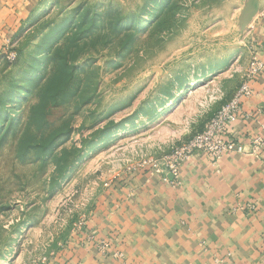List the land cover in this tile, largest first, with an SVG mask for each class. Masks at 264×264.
<instances>
[{"label":"rangeland","instance_id":"rangeland-1","mask_svg":"<svg viewBox=\"0 0 264 264\" xmlns=\"http://www.w3.org/2000/svg\"><path fill=\"white\" fill-rule=\"evenodd\" d=\"M262 20L264 0H42L0 51V264H56L120 179L165 170Z\"/></svg>","mask_w":264,"mask_h":264},{"label":"crops","instance_id":"crops-1","mask_svg":"<svg viewBox=\"0 0 264 264\" xmlns=\"http://www.w3.org/2000/svg\"><path fill=\"white\" fill-rule=\"evenodd\" d=\"M41 1L0 0V51ZM252 87L230 129L247 150L264 135V76ZM116 184L56 264H263L264 153L227 154L217 164L196 154L177 180L139 170Z\"/></svg>","mask_w":264,"mask_h":264},{"label":"built area","instance_id":"built-area-1","mask_svg":"<svg viewBox=\"0 0 264 264\" xmlns=\"http://www.w3.org/2000/svg\"><path fill=\"white\" fill-rule=\"evenodd\" d=\"M262 76H264V59L256 54L249 65L244 82L234 97L212 116L204 129L195 135L188 145L177 149L168 157L165 170L158 163L141 167L139 170L149 174L169 175L177 180L181 176L183 164L196 154L208 157L214 164L220 162L227 154L255 156L263 154V134L255 135L250 139L249 150L240 141L230 137V129L239 119L244 101L254 94L252 85ZM139 170L137 169V171ZM164 180L168 181L167 178H164ZM106 248L107 245L102 244V249L105 250Z\"/></svg>","mask_w":264,"mask_h":264}]
</instances>
